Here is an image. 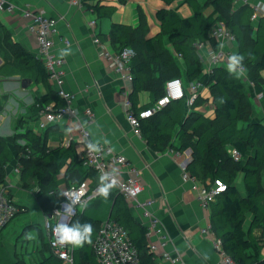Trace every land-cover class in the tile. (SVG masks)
<instances>
[{
	"label": "trees",
	"instance_id": "obj_1",
	"mask_svg": "<svg viewBox=\"0 0 264 264\" xmlns=\"http://www.w3.org/2000/svg\"><path fill=\"white\" fill-rule=\"evenodd\" d=\"M127 1L119 0V3ZM165 1L172 3L174 0ZM184 1L192 6L193 14L183 17L173 8L158 9L157 17L162 29L157 34L146 35L149 27L140 11L142 20L139 25L113 22L109 39L115 49L131 46L135 50L131 61L134 80L130 97L136 109H139L142 91H148L151 96V101L142 106L148 107L164 94L165 82L172 77H181L185 83L196 80L209 88L215 105L214 118L192 110L187 115L186 99L172 100L161 111L142 120V136L155 151H162L168 146L180 151L192 148L193 158L188 164L189 172L204 183L214 182L216 179L226 183V189L217 195L210 206L212 229L222 239L224 249L240 263L264 264L261 256L264 234L256 232L264 226V123L251 118L253 105L244 82L230 74L224 66H216L212 73L205 72L194 47L196 40H206L209 37L215 22L220 21L230 26L237 36V53L245 57L244 64L249 78L258 86V78L264 70V16L254 26L251 21L252 8L249 5L231 11L234 0H208L214 10L207 14L199 0ZM89 7L99 19L111 18L118 8L117 5L100 3L89 4ZM254 27L255 36L252 43L248 44L247 30ZM1 28L5 33L0 38V54L4 55L1 66L12 56L20 63L16 73L42 83L46 88V92L36 98L39 105H34V108L41 111L50 103L63 105L65 101L51 84L50 74L42 60L19 41H15L6 27ZM166 39L173 45V53L184 60V76L169 52ZM198 100L199 97L192 108L197 105ZM22 119L20 118V122ZM175 135L180 141L178 145L174 143ZM22 137L27 140L26 145L17 143ZM12 141L26 153L22 159L26 168L23 179H37L41 194L46 193L52 200V211L59 202L50 192L60 189L59 176L63 171L66 177L76 181L75 184L88 178L99 183V174L84 165L74 141L50 148L41 135L26 129L12 137L0 138L2 164L15 158L11 148ZM31 147L40 151L34 158L28 156ZM229 147L236 148L241 153L240 160H235ZM251 149L253 153L250 152ZM233 162L234 166L231 165ZM240 173L244 175L245 195L236 185ZM4 181L0 183H5ZM100 200H106L108 204L103 206L98 203ZM250 213L251 221H248ZM107 215L129 230L139 249L142 264H162L157 254L149 249L146 226L136 219L125 195L117 188L112 190L107 199L100 197L96 204L87 206L73 220L72 223L77 220L81 223L89 222L94 229L90 244L75 247V264H100L94 253L93 243L102 219ZM3 239L1 231L0 264H26L20 259L11 258ZM35 264H63V261L50 248L49 252H43L42 258Z\"/></svg>",
	"mask_w": 264,
	"mask_h": 264
},
{
	"label": "crops",
	"instance_id": "obj_2",
	"mask_svg": "<svg viewBox=\"0 0 264 264\" xmlns=\"http://www.w3.org/2000/svg\"><path fill=\"white\" fill-rule=\"evenodd\" d=\"M10 1L21 6L29 5L34 9L43 10L49 16L57 19L58 32L55 37L54 50L58 55H60L61 49L71 50V54L64 57L66 59L65 88L74 93V103L80 110V117L84 119V109L89 106L96 113L95 122L88 127L90 131L89 140L81 135L80 129L84 122L82 119L76 120L79 118H65L41 129L38 125L41 113L33 105L28 108L26 115L13 120L12 127L33 130L44 138L46 145L50 148L60 144L68 145L74 141L77 151L82 155L88 143H104L109 144L115 151L126 155L131 164L142 170L144 190L140 198L157 199L153 205V210L160 217L164 230L170 236L169 249L182 256V264H223L219 252L213 244L212 237L202 232L207 222L211 220L210 208H204L200 204L197 194L192 188V182L185 181L182 177L184 161L189 164L193 158L192 148L182 151L180 156H176L174 152L176 148L170 146L162 151H155L143 136L134 134L126 112L120 103L122 100V82L119 76L109 68L107 61L98 54V45L94 42L93 32L89 26V21L97 18V34L103 43L113 46L109 39V31L113 22L133 26L139 25L142 20L140 11H142L144 20L149 27L146 35L153 36L162 29L161 22L157 17L158 9L173 8L181 16L187 17L193 14L192 6L184 0H174L172 3H167L165 0H128L124 4H120L119 0H83L81 4H75L71 0ZM199 1L204 5L207 14L214 10L209 2L206 5L208 0ZM95 3L117 5L118 8L111 18L99 19L89 7V4ZM245 5L248 4L233 3L231 11L239 10ZM251 21L255 26L259 20L253 21L251 18ZM0 27H6L15 41H19L38 57L37 40L34 34L28 30L27 20L23 18L20 12L10 13L0 10ZM0 32L4 33L3 28L0 29ZM65 39L70 41V45L65 43ZM166 44L174 51V47L168 39H166ZM174 54L177 53L174 52ZM2 62L3 58L0 55V64ZM182 68L185 69V63H183ZM14 76L19 77L22 83L23 77L19 73H0V84H3V88L0 87V95L5 97L3 103L0 104V109L9 97V94L4 92L7 90L4 80ZM27 89L36 98L46 92L45 86L34 80ZM248 90L253 105L251 118L253 121L264 123V98L258 95L264 90V70L258 78V86L248 88ZM150 101L149 92L142 91L139 104L144 106ZM191 109L192 112L201 113L206 117H215V105L208 87L202 90L197 105ZM188 114L189 109H187ZM20 118L24 120L22 119L20 122ZM69 129L71 131H68ZM3 137L5 136L0 138ZM179 142L178 136L175 135L174 143L178 145ZM231 148L229 147V150ZM250 152L253 153L254 151L251 149ZM262 181L264 186V177ZM236 185L240 192L245 195L246 186L243 174L238 175ZM100 197L91 201L88 206L96 204ZM98 203L103 206L108 204L106 200H100ZM49 206L51 207L50 204ZM39 208L41 211L39 217L32 216L30 221L22 223L20 226L19 232L25 226L32 225L29 234L33 240L26 244H20L24 250L23 253H19L18 246L15 247L11 243L12 239L8 234L10 231L4 232L3 230V244L13 260L20 259L26 264H35L42 258L45 250L42 248L39 234L41 228L45 231L44 219L47 216L43 217V215L45 213L50 214L53 208L43 206ZM132 211L136 219L142 223L141 216L136 214L133 209ZM109 217L107 215L102 220L104 221ZM248 221H251V213ZM256 232L264 234V226H261ZM261 256L264 258V247Z\"/></svg>",
	"mask_w": 264,
	"mask_h": 264
},
{
	"label": "built area",
	"instance_id": "obj_3",
	"mask_svg": "<svg viewBox=\"0 0 264 264\" xmlns=\"http://www.w3.org/2000/svg\"><path fill=\"white\" fill-rule=\"evenodd\" d=\"M71 1L75 4H81L83 0ZM238 2L251 6V18L253 21H257L261 16H264V0H234L235 4ZM0 10L10 13L20 12L23 18L27 20V28L37 40L38 57L45 64L54 89L65 101L63 105H56L55 103L46 105L40 111L39 127L45 129L50 124L65 118H79L76 120L82 119L84 122L80 129L81 135L86 140H89L90 131L88 127L95 122L96 113L89 106L84 109V119L80 117V110L74 103V93L65 88L66 59L58 55L54 50L55 37L58 32L57 19L49 16L43 10L34 9L29 5L21 6L10 0H0ZM89 26L93 32L94 42L98 45V54L107 61L109 68L119 76L122 82V100L120 103L126 112L134 134L142 136V120L158 113L172 100L185 98L187 109L190 112L192 105L201 95L202 90L207 88L206 85L196 80L185 83L181 77H172L166 80L164 94L161 97L148 107L142 108L139 104V109H136L130 97L134 80L131 66V61L135 54L134 48L125 46L115 49L113 46L103 43L99 34H97V18L91 19ZM65 43L70 45V41L67 39H65ZM194 47L203 63L204 71L212 73L216 66L227 68L228 57L238 51V40L230 26L217 21L212 26L209 37L206 40H196ZM245 68L246 74L239 78L248 88H255L257 86L256 82L249 78L246 65ZM4 82H6L7 88L4 92L8 93L9 97L0 109V137H12L17 132L26 130L24 128H13V120L26 115L31 105L39 104L29 89L22 86L19 77L14 76L4 80ZM258 95L264 98L263 92H259ZM17 143L26 145L27 140L22 137L17 140ZM95 145L100 149L98 153L90 152L86 145L81 155L84 165L97 171L99 176L104 172L114 173L117 180L115 188L125 195L128 203L134 212L141 216L142 223L147 228L146 236L150 251L157 254L159 260L164 261L161 263L182 264V256L169 249L170 236L164 230L160 217L153 210V205L157 202V199L140 198L144 190L141 168L131 164L126 155L115 151L109 144ZM229 151L235 160L241 159V153L236 148L232 147ZM174 152L176 156L182 154V151L178 149H174ZM187 163V161L183 163V179L192 182V188L195 190L200 204L204 208H210L217 195L226 189V183L220 179L208 183L200 181L189 172ZM98 184L88 178L63 190L58 189L50 192L57 198L59 205L54 208L51 214L45 217L44 229L48 236L52 253L58 256L63 261V264H75V247L71 245L54 246L53 228L58 223L72 224L75 217L91 201L99 197L97 192ZM10 187L11 185L8 181L5 184H0V232L5 229L20 211L19 204L15 201ZM64 193L79 194L86 206L80 207L77 204L73 215H65L63 205L67 203V197L63 196ZM58 210L60 212L56 213ZM202 232L212 237L213 244L219 252L223 264H242L224 249L223 241L215 235L211 221L207 222ZM93 250L100 264H142L139 249L133 242L129 230L110 217L101 223L93 243Z\"/></svg>",
	"mask_w": 264,
	"mask_h": 264
},
{
	"label": "rangeland",
	"instance_id": "obj_4",
	"mask_svg": "<svg viewBox=\"0 0 264 264\" xmlns=\"http://www.w3.org/2000/svg\"><path fill=\"white\" fill-rule=\"evenodd\" d=\"M207 3L208 1L206 2V5ZM254 33L255 30H253L252 28H249L247 30L248 44L252 43ZM3 36H5V33L0 32V38ZM172 51V49H169V52L172 53L173 58L179 66L180 73L182 74V76H184L182 71L184 60L181 56L174 54ZM0 55L3 58L4 55ZM2 63L0 64V73L16 72L18 65H20V63L14 60L12 56H9L7 58V62L3 66H1ZM0 87L3 88V84H0ZM4 99L5 97L0 95V104L3 103ZM14 142L15 141H12L11 148L15 154V158L14 160H10L4 164L0 163V180L8 181L11 185L10 190L11 192H13L12 194H14L15 201H17L19 204L20 211L16 215V217L5 227L4 232L10 231L8 234L12 239L11 243L14 244L15 247L18 246L19 253H23L24 250L21 248L20 244H26L27 242L29 243L31 240H33L28 239L26 236V234L30 233L32 225L25 226L19 232V230L21 229L20 226L22 225V223H27L28 221H30L32 219V216L35 218L39 217L41 212L39 207L43 206L46 208H53L54 206L52 204L51 198H49L46 193L41 194V190L36 178L30 177L27 180L23 179L26 168L22 159L25 158L24 155H26V153L23 150H20ZM39 153L40 151L38 152L31 147L28 156L34 158ZM231 165L234 166V162ZM75 183L76 181L74 179L66 177L64 172L59 176V188L61 190ZM49 204H51V207L49 206ZM46 215L47 214L45 213L43 217H45ZM39 235L41 237L43 250H45V252L50 251L48 236L43 228L40 229Z\"/></svg>",
	"mask_w": 264,
	"mask_h": 264
},
{
	"label": "clouds",
	"instance_id": "obj_5",
	"mask_svg": "<svg viewBox=\"0 0 264 264\" xmlns=\"http://www.w3.org/2000/svg\"><path fill=\"white\" fill-rule=\"evenodd\" d=\"M222 47V45H221ZM59 54L62 57H66L71 54L70 49H61ZM245 57L238 53H233L228 57L227 68L226 70L236 76L240 77L246 74V68L244 64ZM68 131H71L70 129ZM87 148L90 152H99L100 149L94 144H87ZM117 180L115 179L114 173L104 172L99 176V184L97 187V192L99 196L107 199L112 190L116 187ZM63 196L67 197V203L63 205V212L67 216L74 214L76 205L79 204L80 207H85L86 204L82 201L79 194L64 193ZM58 210L56 213H59ZM93 225L89 222L81 223L79 220L75 221L72 224L67 223H58L53 228L54 234V246L59 245L63 246H83L84 244L91 243V237L93 234ZM28 239L33 237L30 234H26Z\"/></svg>",
	"mask_w": 264,
	"mask_h": 264
},
{
	"label": "water",
	"instance_id": "obj_6",
	"mask_svg": "<svg viewBox=\"0 0 264 264\" xmlns=\"http://www.w3.org/2000/svg\"><path fill=\"white\" fill-rule=\"evenodd\" d=\"M32 84V79L31 78H28V77H25V78H22V86L27 88L29 87L30 85ZM188 164V163H187Z\"/></svg>",
	"mask_w": 264,
	"mask_h": 264
}]
</instances>
